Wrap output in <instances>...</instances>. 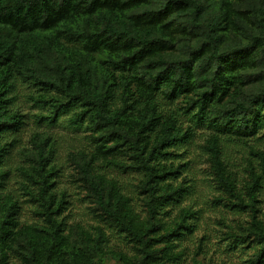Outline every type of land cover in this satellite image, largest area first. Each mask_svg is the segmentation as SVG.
Wrapping results in <instances>:
<instances>
[{
  "label": "trees",
  "instance_id": "16d2710c",
  "mask_svg": "<svg viewBox=\"0 0 264 264\" xmlns=\"http://www.w3.org/2000/svg\"><path fill=\"white\" fill-rule=\"evenodd\" d=\"M62 29L80 46L63 49ZM188 35L197 36L195 46ZM177 43L188 50L184 59L174 56ZM254 65L264 71V0H0V264H104L109 255L121 264H177L178 239L182 230L193 231L200 210L182 207L170 222L165 215L186 192L177 183L185 163L175 161L193 132L179 111L161 107L159 95L182 98L183 113L212 130L204 146L222 199L249 212L231 237L256 242L249 263L264 264L258 206L264 149L250 145L256 162L247 159L240 182L224 148L225 139L244 140L264 129V90L242 89L240 72ZM18 75L61 94L53 119L59 108L78 105L74 121L87 119L96 142L93 152L72 154L79 178L102 217L134 243L135 255L108 248L100 226L93 232L78 226L79 245L70 246L60 218L65 199L54 190L53 149L45 139L35 143L33 165L17 169L45 223L20 221L18 200L6 190L8 136L22 125L12 96ZM99 158L141 172L145 216L115 180L95 170Z\"/></svg>",
  "mask_w": 264,
  "mask_h": 264
},
{
  "label": "rangeland",
  "instance_id": "374dc122",
  "mask_svg": "<svg viewBox=\"0 0 264 264\" xmlns=\"http://www.w3.org/2000/svg\"><path fill=\"white\" fill-rule=\"evenodd\" d=\"M61 47L73 51L80 42L62 31L59 33ZM192 46L196 45L197 36L188 35ZM181 42V41H180ZM182 43V42H181ZM177 43L174 56L184 59L188 50ZM242 89L248 93H258L264 90V71L260 67H250L240 72ZM42 85L24 75H18L12 89L14 108L22 116V125L16 133L8 136L11 143L6 163L11 167L7 181V191L14 194L19 204V219L28 224H44V217L40 213L39 203L21 188L23 176L18 169L20 166L33 165L36 154L35 143L45 139L47 147L53 149L52 164L56 167L54 175V190L60 196L64 195L65 204L60 218L64 219V232L70 235V246L79 245L80 236L78 226L83 230L93 232L98 226L102 227L107 236V247L113 251H123L129 256L136 253L134 243L124 232L104 219L100 210L91 202L85 184L79 178V172L72 157L73 153L84 151L91 153L95 150L96 142L88 128L87 119L75 122L78 105L59 108L53 119L57 99L62 98L57 90H43ZM159 103L163 109H175L180 113L184 127H192V139L185 146L178 148L181 156L177 161L184 162L181 175L177 183L186 186V192L180 202L171 205L165 217L170 222L176 217L180 208L192 206L200 210V214L193 222L192 232L182 230L178 239L176 252H181L177 264H250L249 257L258 246L256 242L246 245L236 243L231 234L239 232V222L249 220L248 211H238L237 208L227 206L226 195L218 186L214 174L210 169V162L204 143L207 135L212 131L205 122L197 123L190 113H183L180 108L182 98L170 102L159 95ZM250 145L264 149V129L256 135L246 139H225V154L234 171L238 173L240 182L245 176L247 159L250 156ZM95 170L107 179L115 180L121 189L131 198L136 212L146 215L144 211V194L138 187L142 174L137 169L122 170L113 165H106L101 158L95 162ZM221 198V199H220ZM259 216H264V187L260 193ZM200 253V254H198ZM198 254V255H197ZM11 260L21 261L16 253L11 254ZM104 264H121L109 255L104 258Z\"/></svg>",
  "mask_w": 264,
  "mask_h": 264
}]
</instances>
